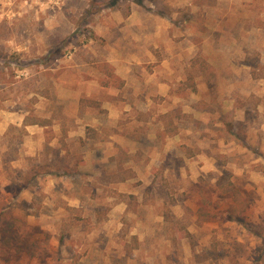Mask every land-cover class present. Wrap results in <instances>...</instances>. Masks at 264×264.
<instances>
[{
  "label": "clouds",
  "instance_id": "1",
  "mask_svg": "<svg viewBox=\"0 0 264 264\" xmlns=\"http://www.w3.org/2000/svg\"><path fill=\"white\" fill-rule=\"evenodd\" d=\"M0 264H264V0H0Z\"/></svg>",
  "mask_w": 264,
  "mask_h": 264
}]
</instances>
